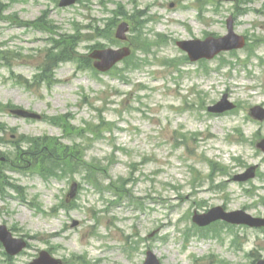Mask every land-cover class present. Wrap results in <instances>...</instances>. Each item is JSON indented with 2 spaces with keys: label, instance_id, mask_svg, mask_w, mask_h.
I'll return each mask as SVG.
<instances>
[{
  "label": "rangeland",
  "instance_id": "1",
  "mask_svg": "<svg viewBox=\"0 0 264 264\" xmlns=\"http://www.w3.org/2000/svg\"><path fill=\"white\" fill-rule=\"evenodd\" d=\"M60 1L0 0V123L8 128L0 174L9 180L0 184V226L29 245L13 258L0 247V264H29L44 251L65 264H143L147 251L161 264L264 259V229L192 220L216 207L264 216V153L256 147L264 121L250 115L264 107V0ZM42 16L53 32L80 35L50 84L40 71L55 50L30 27ZM230 16L245 49L193 63L177 47L226 35ZM123 22L128 40L112 42ZM95 45L129 47L131 56L100 74L81 65ZM226 94L236 110L210 113ZM8 105L45 118H19ZM39 137L55 139L59 155L70 149L78 173L45 180L15 153ZM255 165V179L234 180Z\"/></svg>",
  "mask_w": 264,
  "mask_h": 264
},
{
  "label": "water",
  "instance_id": "2",
  "mask_svg": "<svg viewBox=\"0 0 264 264\" xmlns=\"http://www.w3.org/2000/svg\"><path fill=\"white\" fill-rule=\"evenodd\" d=\"M234 1V0H225ZM76 0H63L61 2L62 7L70 6L75 4ZM228 30L229 35L221 38L214 39L208 38L206 41H191V42H180L178 46L184 51L189 53L192 61H197L202 58L213 59L218 53L224 50L238 49L245 46L244 37L238 36L234 32V21L232 18L228 20ZM129 31V27L126 23L119 26L117 31V37L121 40H126V33ZM130 55L128 49L122 50H103L96 51L92 57L95 59H100L101 62H96L95 66L100 71L110 70L116 63L123 60ZM235 106L228 101L227 96L214 107H210L209 111L214 113H223L226 111L233 110ZM14 114L32 119H40L41 117L29 113L23 110L13 111ZM252 116L263 121L264 120V109L262 107H255L251 110ZM258 147L264 151V140L258 144ZM256 168L249 169L245 174L239 175L235 178L237 181H247L255 177ZM76 191V186L73 188L72 196ZM194 222L199 226L204 227L210 225L212 222L217 220H224L232 224H245L251 227H264V219L253 218L251 215L243 212L237 211L232 213H226L223 208L218 207L211 210L205 215H195ZM0 241L5 246L9 255L14 256L20 253L25 247L26 243L22 239L13 238L12 234L7 230L6 227H0ZM32 264H60L59 261H55L47 253H42L41 257ZM145 264H160L157 257L152 253L148 252V258ZM258 264H264V261H260Z\"/></svg>",
  "mask_w": 264,
  "mask_h": 264
},
{
  "label": "trees",
  "instance_id": "3",
  "mask_svg": "<svg viewBox=\"0 0 264 264\" xmlns=\"http://www.w3.org/2000/svg\"><path fill=\"white\" fill-rule=\"evenodd\" d=\"M0 9H2L1 4ZM133 19H135L134 16ZM38 24L40 25L38 27L40 29H43L45 26V24H43L42 22H39ZM48 32L53 35L54 39L51 38L50 45L55 50V53L49 56L50 63L44 64L43 74H50V77L47 79L48 83L50 84L52 81V73L54 69H56L61 63L66 62L68 60V53H75V49L79 43L80 35H63L59 34V31L53 32L49 28ZM89 63L90 61L88 58H83L81 65L89 66ZM5 108H8V106H6ZM63 121V118L52 119V123L61 128H64ZM6 131L7 127L0 123V133L4 134V132ZM27 144L29 145L27 151H24L20 147H16L15 153H17L22 158L28 157V159H31V162H35V167L40 170V174L42 176L47 178H61L64 175L67 176L70 174H75L79 170L80 164L77 160H72L71 150L66 149L65 151H63L62 155H59L57 151L58 148L56 140L53 138H30L27 140ZM86 166L87 168H91L89 165ZM91 169H88L89 173H91ZM94 170L96 171L97 169ZM5 180L9 181L7 178L2 177L0 174V184H3ZM15 189H17V187H15Z\"/></svg>",
  "mask_w": 264,
  "mask_h": 264
}]
</instances>
